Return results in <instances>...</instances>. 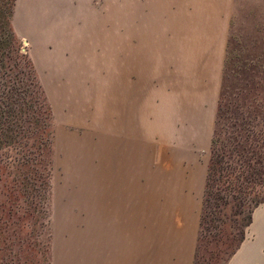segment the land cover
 Here are the masks:
<instances>
[{
	"label": "rangeland",
	"instance_id": "374dc122",
	"mask_svg": "<svg viewBox=\"0 0 264 264\" xmlns=\"http://www.w3.org/2000/svg\"><path fill=\"white\" fill-rule=\"evenodd\" d=\"M163 2L15 1L19 52L52 117L33 165L0 156V264H162L177 201L200 214L219 95L253 76L264 96V0L221 7L222 48L209 38L213 15ZM196 3L215 11L216 0ZM102 183L128 190L116 202L124 222H101Z\"/></svg>",
	"mask_w": 264,
	"mask_h": 264
},
{
	"label": "trees",
	"instance_id": "16d2710c",
	"mask_svg": "<svg viewBox=\"0 0 264 264\" xmlns=\"http://www.w3.org/2000/svg\"><path fill=\"white\" fill-rule=\"evenodd\" d=\"M15 1L0 0V156L15 150L18 164L29 166L49 144L52 113L31 60L19 52ZM252 77L217 100L192 264H226L264 204V96Z\"/></svg>",
	"mask_w": 264,
	"mask_h": 264
},
{
	"label": "crops",
	"instance_id": "0c3cea01",
	"mask_svg": "<svg viewBox=\"0 0 264 264\" xmlns=\"http://www.w3.org/2000/svg\"><path fill=\"white\" fill-rule=\"evenodd\" d=\"M151 1L153 2L152 6L159 7L160 5L165 4L163 0ZM176 1V15H213V25H217V27L213 28V32H216L217 34L209 38L212 42H217V44H212L213 46H217L218 48H222L224 46V37L226 31L225 26L227 23L225 17L227 16V14L225 10H221V7L225 8L227 3L230 4L231 0H216L214 6L215 11L214 9L212 11H209L208 9H210L211 7H209L208 4L206 11H197V6L202 7L199 3H196L198 0ZM163 13L165 12L154 11L151 14ZM204 178L202 181V185H204ZM194 180L195 179L193 173L187 174L185 181L186 183L182 182L181 189L184 190L187 185L186 189L192 191L191 188L193 186ZM111 186L112 190L110 188L105 189L103 183L99 185L101 189L99 190V195L97 197V201H99L97 210L99 212V217L102 218V223L110 222L115 225L117 222L122 223L123 220H117L116 218L121 217L122 214L125 215L126 212L125 206H118L116 202H118V200L121 201L124 198L125 191L128 190L125 189L124 185L121 184L119 190L117 191L118 194H115V184L112 183ZM110 190L112 191L111 193H109ZM175 207L177 208V210L175 211L173 222H171L172 225L170 227L169 233L165 238V258L162 260V264H192L198 232L199 209H191L192 203L190 201V198L177 201ZM107 235L108 236H106V238H114L117 233L113 234L112 237H109L108 233ZM104 236L105 235L103 233L101 238L102 242L104 240ZM103 247L104 246L102 244V255H104ZM111 252L112 256H114V252L112 250ZM226 264H264V204L259 205L253 211L252 222L247 227L244 240L241 242L236 251L231 255Z\"/></svg>",
	"mask_w": 264,
	"mask_h": 264
}]
</instances>
